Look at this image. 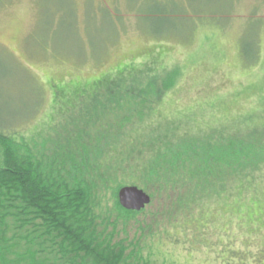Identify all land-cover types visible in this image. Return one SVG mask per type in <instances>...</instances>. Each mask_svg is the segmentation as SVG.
I'll return each instance as SVG.
<instances>
[{
  "label": "rangeland",
  "instance_id": "374dc122",
  "mask_svg": "<svg viewBox=\"0 0 264 264\" xmlns=\"http://www.w3.org/2000/svg\"><path fill=\"white\" fill-rule=\"evenodd\" d=\"M164 68L178 70L179 81L143 104L152 117L133 119L129 134L154 140L169 130L177 141L206 133L212 142L264 127V0H0V131L16 142L70 150L81 132L112 130L113 113L127 111L113 112L98 82L116 80L114 99L130 106L119 94L127 79ZM254 177L208 217L205 243L218 252L219 234L232 235L235 264H264V164ZM168 241L152 242L160 259L226 264L204 245Z\"/></svg>",
  "mask_w": 264,
  "mask_h": 264
},
{
  "label": "trees",
  "instance_id": "16d2710c",
  "mask_svg": "<svg viewBox=\"0 0 264 264\" xmlns=\"http://www.w3.org/2000/svg\"><path fill=\"white\" fill-rule=\"evenodd\" d=\"M163 70H139L127 79L119 94L130 106L114 99L116 80H100L112 109L123 107L127 114L114 109L112 130L81 132L74 149L32 148L0 131V264H176L160 259L152 243L167 238L170 244H201L216 252L212 242L205 243L213 225L209 214L255 180L264 164V137L258 138L264 127L240 130L237 137L218 133L212 142L206 133L177 141L169 130L158 131L154 140L139 137L135 129L129 134L133 119L152 117L143 104L159 101L179 81L178 70ZM47 136L48 142L52 136ZM126 185L147 190L152 206L122 207L118 193ZM222 233L216 255L235 264L232 235L221 238Z\"/></svg>",
  "mask_w": 264,
  "mask_h": 264
},
{
  "label": "water",
  "instance_id": "95a60500",
  "mask_svg": "<svg viewBox=\"0 0 264 264\" xmlns=\"http://www.w3.org/2000/svg\"><path fill=\"white\" fill-rule=\"evenodd\" d=\"M118 200L125 209L140 211L151 203L152 197L137 185H126L120 189Z\"/></svg>",
  "mask_w": 264,
  "mask_h": 264
}]
</instances>
